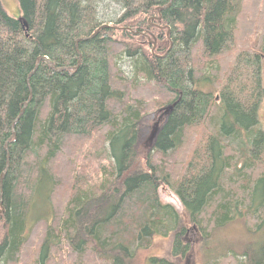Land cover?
Here are the masks:
<instances>
[{"label":"trees","instance_id":"16d2710c","mask_svg":"<svg viewBox=\"0 0 264 264\" xmlns=\"http://www.w3.org/2000/svg\"><path fill=\"white\" fill-rule=\"evenodd\" d=\"M99 1L0 4V264H128L155 236L152 264H195L234 223L258 244L201 264H264V0Z\"/></svg>","mask_w":264,"mask_h":264},{"label":"rangeland","instance_id":"374dc122","mask_svg":"<svg viewBox=\"0 0 264 264\" xmlns=\"http://www.w3.org/2000/svg\"><path fill=\"white\" fill-rule=\"evenodd\" d=\"M0 4L2 9L11 17L16 18L20 16L17 0H0ZM97 10L99 18L103 21H108L109 19H111L110 17H113L115 15L116 12H119V6L109 0H100L97 4ZM21 22L23 28H25V24L22 19ZM120 64H122L123 69L128 73L130 70L128 63L123 60ZM157 117V115H154V111L143 114L139 130V142L137 146L138 149H142L145 143L150 142L148 141V137ZM258 118L261 127L264 128V98L258 110ZM158 193L162 203L170 204L178 212H181L182 205L178 197L169 188H160ZM41 195L42 198H40L38 194L36 196L37 198H35L33 207L31 208V211L28 215L29 220L33 221L36 217L45 215L48 212V205L44 200L45 192L43 191ZM41 205H44L43 209L39 212H35L40 209ZM194 238L195 236L193 234V240ZM153 240L154 246H152L151 249L140 252L139 257L135 260H132L128 264H152L149 260V257L157 256L158 254L160 255L161 250L163 252V250H165L169 246L167 240L159 236H155ZM257 244L258 241H255L253 238L247 235L244 236L242 234L240 230V223H234L216 232L207 246L204 247L203 245H196V249H198V256L196 257L195 264H201L205 260V257L209 256L214 248L219 251L220 248L225 249L227 246L240 249L244 248L247 245L255 246ZM180 264L186 263L182 262Z\"/></svg>","mask_w":264,"mask_h":264},{"label":"water","instance_id":"95a60500","mask_svg":"<svg viewBox=\"0 0 264 264\" xmlns=\"http://www.w3.org/2000/svg\"><path fill=\"white\" fill-rule=\"evenodd\" d=\"M157 19H159V18H157ZM24 24H25V22H24ZM108 25L106 24V25H102L101 27H99L90 37H88V38H91V37H94V36H96L98 33H99V31L101 30V29H103V28H106ZM123 29H127L128 31H130L131 33H133V34H137V32H134V31H132L131 29H129V28H123ZM88 38H83L82 40H86V39H88ZM148 39V41H151L149 38H147ZM77 41L78 40H76V43H77ZM151 43H152V47H151V52H154V49H155V47H156V43H155V40H152L151 41ZM79 59H80V57H79ZM39 61V60H38ZM79 63H80V60H78V62H77V66L79 65ZM51 66V65H50ZM64 69V68H63ZM217 98V97H216ZM174 106V103L173 104H171V105H167V106H165V107H163V108H160V109H158L155 113H154V115H157L158 117H157V119L155 120V122H154V124H153V126H152V130H151V133H150V135H149V137H148V141H151L154 137H155V135H156V132H157V130H158V126L160 125V123H161V121H162V119H163V116H164V120L163 121H166V119H167V117H168V115H169V113L172 111V107ZM22 113V111L20 112V114ZM19 117V116H18ZM17 117V118H18ZM5 172L6 171H4L3 173H2V175H4L5 174ZM0 211H1V209H0Z\"/></svg>","mask_w":264,"mask_h":264}]
</instances>
